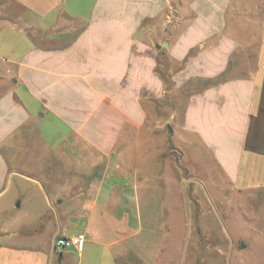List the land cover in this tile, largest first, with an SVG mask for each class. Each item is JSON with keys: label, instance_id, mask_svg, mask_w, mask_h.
Instances as JSON below:
<instances>
[{"label": "crops", "instance_id": "0c3cea01", "mask_svg": "<svg viewBox=\"0 0 264 264\" xmlns=\"http://www.w3.org/2000/svg\"><path fill=\"white\" fill-rule=\"evenodd\" d=\"M263 2L250 12L242 0H0V264H170L198 181L172 166L180 213L163 212L175 221L158 229L146 182L153 171L167 176L172 151L199 149L240 197L239 215L227 212L218 240L201 221L208 212H192L207 236L192 245L225 250L226 264L249 251L257 264ZM168 91L186 96L181 117L162 116ZM236 217L250 240L236 236ZM78 234L80 253L53 249Z\"/></svg>", "mask_w": 264, "mask_h": 264}, {"label": "rangeland", "instance_id": "374dc122", "mask_svg": "<svg viewBox=\"0 0 264 264\" xmlns=\"http://www.w3.org/2000/svg\"><path fill=\"white\" fill-rule=\"evenodd\" d=\"M242 1L245 4H241V6L245 8L246 11L252 12L256 9L255 6L257 4V0ZM185 98L186 96L183 93L168 91L166 99L162 100V103L166 105V111L164 112L162 110V116L168 117L171 111L176 110L178 115L181 117ZM167 157L168 164H164V169L166 171H164V173L167 176H159L156 171H153L151 174H149V182H146V187H148L147 190L149 191V193L147 194L149 199L148 208L151 209L152 213V224L150 225L151 228L153 226L154 229H158V227L160 226L163 227L165 222L168 223L171 220L172 223H174L175 220L173 218L170 219L166 217L164 219L165 216L163 212H166L168 216H171V214L176 215L180 213L181 204L176 192V187L173 186L174 183L172 176V166L179 162L180 167H183L185 171H188L189 174L193 178L195 177L198 181L197 186H193V188L195 189V191L193 192V197L191 187L188 188V194L186 192V200H188L187 210L189 212L188 215H185V217H183V219L181 220L182 227L184 228L183 230L189 232L190 229H192V234H187L186 232H184V245H180L179 247L178 244L180 243V239L179 235L176 234V239L174 238V241L172 243L175 244V247H178V249L173 250V252H167L168 261H170V264H190V261L196 260V264H206V255H208V260L210 261V263L208 264H226L225 250L214 252V248L212 246V248L208 249V251H204L195 249L192 245L194 242L193 239H196V241L199 243H203V245L206 244L207 239V236H202L201 234L197 235V220L193 214L198 210L200 212H208V215H204L205 217L202 218L201 221L202 223H205L208 229H211V231L215 233V235H212V237L219 240V237L222 236L221 233L223 232V226H221L220 222L223 221L226 225L225 227L229 229V218L227 221L225 217L227 216V212H233L239 215L238 209L235 206L239 204L240 197L234 195V192L231 191L232 189L229 182L224 178L217 165L211 163V161L208 159V156L204 154L203 150L199 149V151L195 155L192 153L187 154L185 151V154H183V156H179V158L176 152L172 151L171 154L169 153ZM142 161L143 160H141L140 158L137 161V168L140 173H142ZM126 162L129 167H126L125 170H127L129 173H132L130 170H133L134 168V165L132 164L134 163L133 159L131 158ZM228 199H231V203H233L231 207H229L230 203L227 202ZM233 199L235 200V203L233 202ZM236 200L238 202H236ZM216 214H219L222 220H217V217L215 218ZM154 217H157L158 219ZM218 222L220 225H218ZM246 223V220L241 217H236L232 220L233 227L236 230V236L248 241L252 237V233L247 232L249 226H247ZM262 242H264V240ZM214 246L218 247L219 245L216 243ZM220 247L223 249V245H220ZM244 253L245 255L242 258H232L229 264H249V262L247 261V259L250 258L249 251H246ZM256 255L259 260L257 264H264V251L258 250L256 252Z\"/></svg>", "mask_w": 264, "mask_h": 264}, {"label": "built area", "instance_id": "2783aa9c", "mask_svg": "<svg viewBox=\"0 0 264 264\" xmlns=\"http://www.w3.org/2000/svg\"><path fill=\"white\" fill-rule=\"evenodd\" d=\"M85 235L78 234L72 237H58L53 242V249H67L74 248L78 253H80L84 248Z\"/></svg>", "mask_w": 264, "mask_h": 264}]
</instances>
